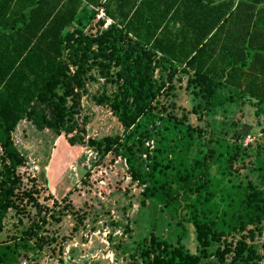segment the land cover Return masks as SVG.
<instances>
[{"label":"trees","instance_id":"1","mask_svg":"<svg viewBox=\"0 0 264 264\" xmlns=\"http://www.w3.org/2000/svg\"><path fill=\"white\" fill-rule=\"evenodd\" d=\"M99 6L110 17L122 9V19L104 29L98 20L93 31ZM146 8L156 15L141 20ZM169 12H180L181 19L193 12L192 44L162 46L159 37L150 42L130 28H163ZM179 72H190L186 87H195L199 97L192 110L207 128L193 126L189 112L176 105L173 79ZM98 78L112 90L93 96L94 106L118 132L88 136L81 100L87 82ZM247 106L264 119V0H0V233L10 209L22 212L23 198L44 212L19 236L0 241V264H17L22 250L56 241L57 234L44 230L48 215L59 221L55 213L67 210L75 229L84 217L67 196L57 211L58 201L54 207L37 201L34 186L19 196L26 158L14 135L22 123L64 135L70 145L91 147L101 158L123 157L142 186L141 203L150 199L174 215L181 228L174 240L151 232L136 246L142 264H202L213 242L221 245L214 255L223 264L259 261L264 136L243 146L252 133L241 119ZM215 115L232 119L215 131ZM154 137L150 150L145 141ZM187 230L195 250L182 241Z\"/></svg>","mask_w":264,"mask_h":264},{"label":"rangeland","instance_id":"2","mask_svg":"<svg viewBox=\"0 0 264 264\" xmlns=\"http://www.w3.org/2000/svg\"><path fill=\"white\" fill-rule=\"evenodd\" d=\"M189 73L176 74L173 98L179 110L189 112L193 126L207 128L192 110L199 97L193 94V90H197L195 87H186ZM103 88L112 90V86L105 85L102 78L86 84L87 92L81 103L88 136L96 132H118L117 124L103 119L94 106L93 96ZM231 119V115L227 119L215 115L210 124L216 131L225 128ZM241 119L252 126V133L244 139L243 146L248 143L254 146L256 142L263 141L264 119L257 120L248 106ZM14 137L26 158V164L19 169L22 177L17 190L19 196H22V190L34 186L38 192L33 196L40 204L54 207V201H58L54 207L57 211L64 204L61 199L67 196L74 209L84 213L83 222L76 229L73 228L76 220L67 210L55 213L60 217L59 221L48 215L44 230L48 234H57L56 241L45 244L42 249L22 250L17 264H142L136 254V246L151 232L174 240L181 231L169 210L159 209L150 199L141 203L142 186L132 179L123 157L108 153L101 158L91 147L70 145L64 135L38 131L27 123L18 127ZM145 145L153 149L155 137L145 141ZM141 168L144 169V163H141ZM244 171L240 169V172ZM251 175L255 177V174ZM25 200L23 198L21 202L22 212L15 213L13 209L7 212L0 241L9 240L11 235L19 236L43 215V210L37 212L36 207ZM191 238L187 230L182 241L189 249L195 250ZM218 246L219 243L213 242L208 247L205 257L201 258L202 264H223L214 255ZM255 247L264 255V236L257 237ZM249 264H264V257Z\"/></svg>","mask_w":264,"mask_h":264},{"label":"crops","instance_id":"3","mask_svg":"<svg viewBox=\"0 0 264 264\" xmlns=\"http://www.w3.org/2000/svg\"><path fill=\"white\" fill-rule=\"evenodd\" d=\"M99 7H102V6H99ZM179 7H180V5H179ZM180 8L182 11L188 12L186 10L185 6L180 7ZM103 10H104V8H103ZM112 13H113V17H110V15H107L105 10H104L105 17L109 20V22L107 23L105 28L111 22H113V19H118V18L122 19L121 18L123 15L122 9H117V10L113 9ZM189 13H191V12H189ZM141 14H142V16L139 15L141 20L144 17L149 18V17H152L153 15H156L152 11H149V9H147V8L144 11H142ZM130 19H131V13L127 18L124 19L123 24L121 26H123ZM168 19H169L168 25H165V23H164L163 28L160 27L157 30L155 28H152L151 26H149L147 24H143L142 26H131V27L129 26V27L136 30V32L139 33V35L144 36L145 38L149 37L148 39H150V42H152L156 37H159L161 39V45L162 46L165 45V46H170L172 48V46H188V45L192 44L193 36L190 35V29L192 27L188 25V21L193 23V21H194L193 12H192V15L190 17L187 15V13H185L184 18L182 16L183 20L184 19H185V21L187 20L186 24H184V25H183V21L180 17V12H178L175 15H174V13L172 15V12H169V14L167 16V20ZM128 35L133 37L134 36L133 31L128 33ZM177 49H179V47ZM156 72H157V70H156Z\"/></svg>","mask_w":264,"mask_h":264},{"label":"built area","instance_id":"4","mask_svg":"<svg viewBox=\"0 0 264 264\" xmlns=\"http://www.w3.org/2000/svg\"><path fill=\"white\" fill-rule=\"evenodd\" d=\"M98 20H104L103 23L100 25L101 29L105 28V26L109 22V20L105 17L104 10L102 7H98L96 9L95 20L93 21V31H95V29H96V26H97L96 22Z\"/></svg>","mask_w":264,"mask_h":264}]
</instances>
